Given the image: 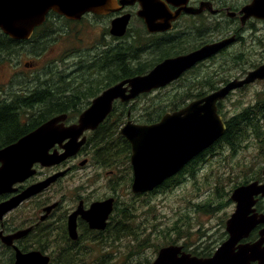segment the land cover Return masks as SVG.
<instances>
[{
  "label": "water",
  "instance_id": "obj_1",
  "mask_svg": "<svg viewBox=\"0 0 264 264\" xmlns=\"http://www.w3.org/2000/svg\"><path fill=\"white\" fill-rule=\"evenodd\" d=\"M121 2L124 3L125 0ZM116 4L117 0H0V30L14 40H29L36 28L46 22L50 12L69 20H80L89 12L108 14L117 9ZM246 11L262 12L263 14L257 16L264 18V0L255 1ZM142 16L146 19L150 33L159 31L154 13L148 11ZM129 20L128 15L114 18L111 34L123 37L127 32ZM159 26L163 30L171 28L169 21ZM234 41L235 37L232 36L206 44L189 53L166 58L145 74L125 78L105 88L80 114L77 124L66 126L63 122L67 114L63 113L43 122L15 143L1 149L0 194L16 191L15 184L24 182L37 172L35 164L53 165L77 153L86 140H80L83 132L94 129L103 122L112 111L116 100L131 101L141 94L165 87ZM257 80H264V63L248 71L245 77L231 79L207 95L190 101L184 107L166 112L157 122L139 123L128 119L121 128V134L130 142L132 148L130 158L133 167V193L153 191L221 139L227 127L223 116L218 112V103L236 89ZM66 139L68 142L63 145V153H50L55 144L63 143ZM62 174L63 172L49 176L1 202L0 219L22 201L48 188ZM258 197L264 198V181L255 180L239 185L233 190L231 198L236 203V208L226 221L229 236L212 256L193 255L184 250L183 245L170 244L159 249L151 264H264V227L259 231L257 240L244 241L258 225H264V212H259L256 208ZM113 201L114 199L110 198L94 203L86 211L76 210L69 221L71 238L78 237L76 216L80 212L92 228L104 229L113 209ZM55 205L48 206L47 212ZM28 231L27 229L12 235H3L0 232V237L4 243L10 245L15 238ZM49 263L50 256L41 251L16 250L15 264Z\"/></svg>",
  "mask_w": 264,
  "mask_h": 264
},
{
  "label": "rangeland",
  "instance_id": "obj_2",
  "mask_svg": "<svg viewBox=\"0 0 264 264\" xmlns=\"http://www.w3.org/2000/svg\"><path fill=\"white\" fill-rule=\"evenodd\" d=\"M55 20L56 23L49 28L48 32L52 40L47 43V46L43 51L41 50L40 54L31 53L30 47L22 46L18 48L17 53L7 55L6 59H0V97H4L3 92L8 89L11 93V98L22 96L21 101H23L25 100L24 96L31 94L32 91H40L37 86H42L46 79L49 81L50 78L52 80L49 81L50 84L48 86L52 92H56L54 88L57 87L59 93H63L64 90H69L71 93H77L78 91L83 93L86 85L90 82L88 78H91V81L95 80L93 78L98 75V72L106 67L107 54H104L105 56H103L101 62L95 55L99 56L100 53L109 47V43L116 45L119 42H123L120 39H115L112 35H107L110 19L106 17L94 18L85 16L80 21L73 20L74 23L71 24H65L58 19ZM135 29L133 28L131 31L132 35L146 33L138 32ZM261 31L248 32L247 38L239 43L237 42L230 50L223 51L212 60L195 67L197 69L193 68L184 74V79L180 80L179 78L165 87H167V90L168 88L177 90L181 88L183 83L199 79L207 74H212L213 78H217L219 77V75L216 77V69L218 68L220 73L230 75L231 79L244 77L247 71L252 69L248 62L244 65L233 66L232 63L222 66L221 62L226 61L231 56V53L240 52L244 49L248 54V61L251 62L255 59L260 64L263 63L264 29ZM147 36L150 38L148 45L139 48L140 50L137 51V54L136 50L134 53L140 56L141 59L150 61L153 59L151 57H158V54L168 48L167 46L160 47V45L157 47L154 37ZM129 38L131 37L128 36L124 41L127 42ZM86 58L87 61H83ZM93 61L100 62L101 65L93 64ZM27 64H30V66H27ZM47 71L57 73L50 74ZM213 72H215V76ZM224 84L218 83L219 87ZM165 87H162L163 91L160 93L156 90L150 92L152 94L151 97L159 95L157 99L165 102V96L168 92ZM262 89H264V80L246 85L230 93L222 100V111L225 116L231 117L241 108L252 104L255 101L257 92L262 91ZM70 92L63 94L68 95ZM41 94L42 96L47 95L43 92ZM81 99L83 102H87V98H84V95ZM133 101L127 103L131 105L135 103ZM148 101L149 98L139 99L136 102L139 103L137 108H140L141 105L146 104ZM20 107L22 106H18V108ZM36 108L35 110L43 109V105H37ZM221 115L224 118L222 113ZM129 119L134 120L131 117ZM262 123L264 124V119H262ZM248 132L252 134L253 130L248 128ZM118 165L108 166V169H114V174H111L108 178L109 182L118 179L119 174L122 173L118 171ZM121 169L125 171L124 167ZM263 169L264 143H261L255 136L245 139L237 151H234L227 144H218L216 142L209 152L208 158L194 175L186 173L183 182L176 187L162 188L149 197L137 198L139 203L142 202V198L148 200V205L145 207L138 204L137 212L140 213V216L137 215L135 223L140 227L144 224V231L146 234H150L152 246L147 247L143 254L132 256L129 264H138L140 260L144 261L150 254L154 255V260L157 253L154 254L153 251L158 244H161L160 246L180 244L185 246L184 249H190V251H202L204 248H214L215 251L227 231L225 222L235 211L236 203L231 198L233 190L244 180L248 179L250 182L256 180L254 176H258ZM89 174V171L81 172L74 180V184H81L82 181L80 180L86 179ZM80 177L81 179H79ZM92 177L93 180L91 182L94 183L96 177ZM71 182H65L64 184L68 185ZM125 186V191H121L117 201L118 212L120 210L124 211L126 206L132 204V199H135L133 197L135 193H133L127 181ZM57 188H60V186L54 189ZM33 205L36 206L37 203L33 202L30 204V206ZM129 243L130 239L124 233L115 242L114 247L104 245L103 248V246L91 243V251H110L113 254L111 258L113 263L122 264L124 263L123 255L127 253ZM0 248L2 247L0 246ZM52 252L55 256L56 252ZM96 255L98 254H94L89 258L91 263L96 260ZM0 264H11L10 253L1 249Z\"/></svg>",
  "mask_w": 264,
  "mask_h": 264
},
{
  "label": "flooded vegetation",
  "instance_id": "obj_3",
  "mask_svg": "<svg viewBox=\"0 0 264 264\" xmlns=\"http://www.w3.org/2000/svg\"><path fill=\"white\" fill-rule=\"evenodd\" d=\"M121 1L122 0H117V4L115 6L117 9L109 12L108 14H96L89 12L82 18L85 16H91L94 18H109L110 27L108 29L107 35L109 34L110 36L112 35L110 32L112 20L119 16H130L126 34L119 38L113 35L112 36L115 39L124 41L125 37L128 36V33H130L133 28H136L135 30H138V32L148 33L149 36L154 37L156 40L157 47L160 45V47L167 46L168 48L167 50H163V52L160 53V60L158 63L166 58L189 53L206 44L214 43L232 36L235 37L236 42L234 41L226 48L222 49L218 54L200 62L195 66L197 67L201 64H205L207 61L212 60L223 51L230 50L237 42L239 43L246 39L248 32H262L261 30L264 29V18L257 16V14L263 13L259 11H246V8L257 0H125L124 3ZM148 11H150L151 14L154 13L156 15L155 22L158 24L159 29L157 32H149L146 19L142 16V14L148 13ZM166 21H169L171 28L166 30L159 28V24ZM191 40L193 41L190 42ZM104 89L96 92L95 95L89 100L87 99V104H84V102L82 103L84 105L82 112L91 105L92 100ZM7 90L3 92L5 96L0 97V116L5 117L4 120H2L4 126L6 123L9 125L11 124L10 122H12L9 119L10 113L8 108H11L10 106L14 99L11 98V93L9 90ZM119 101L121 100H116L114 102V107ZM119 106H121V104ZM72 109L75 111V109L80 108L75 107ZM25 111L26 110L23 109V117L18 120L16 124L12 123V126L17 128L22 126L29 127L30 113L28 110L26 112ZM81 113H66L67 118L63 123L66 126L77 124ZM103 122H101L96 128L87 129L83 132L80 140L82 138H85L86 140L81 145L77 153L53 165L45 166L41 163L35 164L34 168L37 172L24 182L15 184L14 187L17 188L16 191L0 194L1 203L20 194L22 190L28 186L43 181L56 173L63 172V174L60 175L48 188L43 190L41 193L22 201L17 207L10 210L2 219H0V232H2L3 235H12L20 231L27 229L29 230L24 235L15 238L10 245L4 243L2 237H0V246L2 247L0 249L10 253L11 264H15L17 249L21 250L22 252L41 251L42 253L50 256L49 264H52L54 261V254L52 251H65L72 244V241L98 237L105 239L106 243H108L107 240H109V238L112 236H117L116 232L112 234L111 228L115 229L117 226V201L121 191L124 192L126 188V171L121 169L122 166H118V171L122 173L119 174L118 179H114L113 182H109L108 178L111 176V174H114V169H108V166L106 167L105 164L98 160L102 156L103 150L101 142L99 141L109 138V131L105 129L106 126H102ZM18 130L19 131L17 132H13V130L11 132H5V134L0 139V150L15 143L22 136L30 132L25 130L22 131V129ZM67 142L68 139L64 140L63 143L55 144L51 148L50 153H63L65 151L63 145H65ZM1 165L2 162H0V167ZM83 171H89V177L86 179H81L80 177L79 179L82 181L81 184H74L76 177ZM92 176L96 177L94 181V183L96 182L95 184L91 182L93 180ZM256 180L263 182L264 175L263 179ZM69 181L73 182L68 183V185L64 184L65 182ZM247 183H250V181L244 180L239 185ZM57 186H60V188L54 189ZM51 190L52 192L47 195V193ZM110 198L114 199L113 209L107 219L106 227L104 229L92 228L90 223L84 218L83 213L80 212L76 216V230L78 237L76 239L71 238L69 232V221L72 214H74V212L78 209L81 211H86L90 209L94 203L102 202ZM262 201H264V198L258 197L256 208L259 212H264V210L259 209V204ZM33 202H36L37 205L30 206V204ZM52 204H56L55 207H53L50 212H47V207ZM263 227V224L258 225L253 230L250 237L244 241L253 242L257 240L259 238V231ZM228 236L229 235L226 231L223 235L224 238L221 240V243L225 241ZM185 250L190 251V249ZM252 264L258 263L255 262Z\"/></svg>",
  "mask_w": 264,
  "mask_h": 264
},
{
  "label": "trees",
  "instance_id": "obj_4",
  "mask_svg": "<svg viewBox=\"0 0 264 264\" xmlns=\"http://www.w3.org/2000/svg\"><path fill=\"white\" fill-rule=\"evenodd\" d=\"M55 19H58L60 22L65 24L74 23L73 20H68L63 16H60L54 12H50L46 22L42 26L36 28L34 35L29 40H14L0 30V59H6L7 55L17 53L18 48L22 46L28 48L30 47L31 53H35L36 55L40 54L41 50L43 51V49L47 46V43L52 40L51 37H49L50 34H48V32L49 28L56 23ZM147 35V33H137V35H132L130 32L128 33V36L131 38H129L127 42H119L116 45L109 43V47L106 50L100 53L99 56L95 55L96 58H98V60L101 62L103 56H105L104 54H107V60L105 64L106 67L102 68V70L98 72V75L93 78L95 80L91 81L92 79L88 78V81L90 82H88L89 84L86 85L84 90L85 92L83 93L79 91L77 93H71L69 90H64L63 93L70 92V94L64 95L63 93L58 92L57 87H53L56 92H52L49 90L48 86L50 84L49 81L52 80L50 78L49 81L46 79L42 86H37L40 91H32L31 94L24 96L25 100L21 101L22 97H14L10 106L11 108H8L10 113L9 119L12 121L10 122L11 124L8 125L6 123L4 126L2 120H4L5 117L0 116V139L5 134V132L8 131L11 132L13 130V132H17L19 131L18 129H22V131H31L50 117L58 114L70 112L73 114H79L84 108L82 104L83 100L81 99L83 95L84 98L89 100L95 95L96 92L107 88L108 86L120 80L149 72L155 65H157L158 61L160 60V54H158V57H151L153 59L150 61L143 60L140 56L136 55L137 51L140 50L139 48L148 45L150 38ZM127 37H125V39H127ZM135 50L136 54L134 53ZM230 55L231 56L226 61L221 62L222 66H224V64L229 65L231 63L232 66L244 65L246 62H248V65L254 68L260 64V62L256 61L255 59H253L251 62L248 61V54L244 51V49H242L240 52L231 53ZM83 61H87V58ZM100 62L93 61L92 63L100 66ZM216 71V77L219 75L217 78H213L212 74H207L206 76L200 77L199 79L191 80L188 83H183L181 88L177 90H171L169 88L167 90V87H165L168 91L165 96V102H161L157 99L159 95L152 98L151 93H144L134 100L136 103L139 99L149 98V101L146 104L141 105L140 108H137L139 103L130 105V103H123L119 101L102 123V126H106L105 129L109 131V138L99 141L103 147V157L101 156L98 160L105 164L106 167L112 166L114 164H119V167H124L126 171V181L129 183L130 187V184L133 180L132 167L130 164L132 149L130 142L120 133L121 126L129 117L134 118L136 122L140 123L157 122L166 112H173L182 108L187 104L188 101L201 98L209 92L217 89L219 87L218 83H226L231 79L230 75H223L220 73L219 68L216 69ZM243 71L246 72L245 70ZM47 72L50 74L57 73L52 71ZM214 73L215 72H213V74ZM184 77L185 75L182 76L180 80L184 79ZM156 91L160 93L163 91V88H160ZM41 92L47 95L42 96ZM84 104L87 103L84 102ZM120 104L121 106H119ZM37 105H43V109L39 108L38 110H35L37 109ZM74 105L76 108L78 107L80 109H75V111H73L72 108H75ZM18 106L22 107L18 108ZM23 109L26 111L28 110L30 113L29 127L22 126L17 128L12 126V123L16 124L18 120L23 117ZM218 111L220 114L222 113L224 115L225 123L227 125L226 132L222 138L218 140V144H227L231 146L234 151H237L240 144L251 136H255L261 143H264V124L262 123V119H264V89L257 92L255 101L252 104L241 108L236 112L235 115L231 117L225 116L223 113L222 102L218 104ZM129 114L130 116L128 117ZM248 128L253 130L252 134L248 132ZM212 148L213 146L208 150H205L202 154L197 156L187 166H185L181 172L168 178L161 186H158L153 191L144 194H135L133 196L135 199H132V204L130 206H126L124 211L120 210L117 212V226L115 229L111 228L112 234L116 232L117 236H112L110 240H107L108 243H106L105 239L98 237L72 241V244L67 250L54 251L56 254L53 256L54 261L52 264H118L113 263L111 259L113 254L110 251H91V243L98 244L101 247L103 246V248L104 245L114 247L115 242L118 241L119 237L124 233L127 238L130 239V243L127 246V253L123 255L124 263L122 264H129L132 256L143 254L147 247L152 246V242H150L151 237L150 234L145 233L143 222H141L143 225L140 227L139 225H136L135 219L137 215L140 216V213L137 212L138 206H147L148 200L146 198H142V202L139 203L137 202V198L143 196L149 197L162 188H174L178 184L182 183L186 173L194 175L195 172H197L199 167L208 158L209 152L212 150ZM262 171L258 176H254V179H263ZM246 181H248V179ZM263 205L264 201L259 204L260 210H264ZM83 241L84 243H82ZM160 245L161 244L155 246L153 251L154 254L157 253L158 250L163 246ZM191 252L198 256L208 257L214 253V248H204L202 251L191 250ZM94 254L98 255H96V260L94 263H91L89 258ZM153 256V254L148 255L144 261L140 260L138 264H151L153 262Z\"/></svg>",
  "mask_w": 264,
  "mask_h": 264
},
{
  "label": "bare ground",
  "instance_id": "obj_5",
  "mask_svg": "<svg viewBox=\"0 0 264 264\" xmlns=\"http://www.w3.org/2000/svg\"><path fill=\"white\" fill-rule=\"evenodd\" d=\"M54 84H55V83H54ZM21 97H22V96H21ZM123 125H124V124H123ZM123 125H122V126H123ZM122 126H121V128H122ZM226 127H227V125H226ZM121 128H120V129H121ZM219 140H220V139H219ZM217 142H218V141H217ZM213 145H214V144H213ZM211 147H212V146H211ZM211 147H210V148H211ZM208 149H209V148H208ZM208 149H207V150H208Z\"/></svg>",
  "mask_w": 264,
  "mask_h": 264
}]
</instances>
